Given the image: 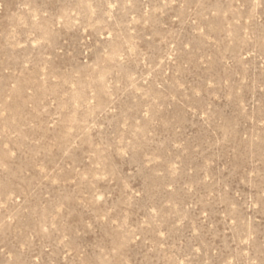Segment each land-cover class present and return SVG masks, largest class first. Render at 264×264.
I'll return each mask as SVG.
<instances>
[{"label":"rangeland","instance_id":"obj_1","mask_svg":"<svg viewBox=\"0 0 264 264\" xmlns=\"http://www.w3.org/2000/svg\"><path fill=\"white\" fill-rule=\"evenodd\" d=\"M0 264H264V0H0Z\"/></svg>","mask_w":264,"mask_h":264}]
</instances>
